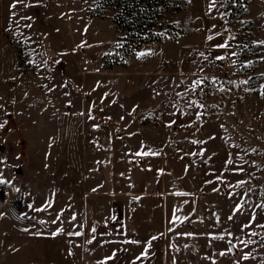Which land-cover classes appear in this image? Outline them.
Returning a JSON list of instances; mask_svg holds the SVG:
<instances>
[{
    "label": "rangeland",
    "instance_id": "rangeland-1",
    "mask_svg": "<svg viewBox=\"0 0 264 264\" xmlns=\"http://www.w3.org/2000/svg\"><path fill=\"white\" fill-rule=\"evenodd\" d=\"M84 1L87 41L72 45L68 32L52 27L55 14L6 11L0 0V188L11 196L38 191L56 198L53 225L43 219L34 228L30 214L0 221V264L89 261L70 255L69 233L79 232L85 198L99 197L104 184L120 191L132 179H166L173 191L211 198L213 208L223 199L226 213L264 220V207H257L264 205V45L258 43L264 41V0H217L212 7V0H169L154 29L160 40L140 50L125 46L111 4ZM98 9L101 14H92ZM206 22L224 27L222 38L209 42L229 45L217 49L218 56L232 57L230 75L212 54L194 67ZM229 28L237 43H229ZM179 68L190 71L181 75ZM233 80L248 83L232 90ZM212 86L227 94V106L207 97ZM145 101L150 108L137 109ZM153 115L165 121L162 127L148 122ZM195 118L203 125L193 127ZM139 156L148 171L131 163ZM260 239L264 245V227L248 239L253 256Z\"/></svg>",
    "mask_w": 264,
    "mask_h": 264
},
{
    "label": "crops",
    "instance_id": "crops-1",
    "mask_svg": "<svg viewBox=\"0 0 264 264\" xmlns=\"http://www.w3.org/2000/svg\"><path fill=\"white\" fill-rule=\"evenodd\" d=\"M2 5L6 11L8 8L19 7L33 15L44 11L53 13L57 18H54L52 27L58 28L57 31L64 30L66 34L68 32L66 40L69 39L72 45L82 40L85 44L87 41L86 31H81L82 28L87 29L86 25L83 26L88 9L84 0H2ZM205 26L206 43L197 46L195 50V69L206 56L212 54L216 57L222 51L213 46L222 40L217 39L211 45L209 41L212 39L209 37L219 36L221 39L223 25L213 27L212 23L206 22ZM82 62L80 65L86 66L85 56ZM189 71L179 68L177 73L185 75ZM164 72H158L162 82ZM82 74L87 77L91 73ZM146 93L150 96L149 90ZM149 104V101H145L136 107L148 109L151 106ZM178 106L181 107L179 103ZM159 108L156 106V109ZM135 158L131 160L134 167L146 171L150 169V166H140L143 161L134 164L132 161ZM102 188L99 197L85 198L82 218L78 222L81 235L74 234L71 237V244L77 249L75 256L79 254L83 259L89 258V261L85 259L81 264H223L231 260L230 243L236 245L241 264H264V245L261 239L255 245V256L252 255L250 245L240 243L251 239V232H263V218L256 216L253 220L247 214L226 213L223 199H217L218 207L213 208L211 198L202 194L194 196L173 191L170 189L171 183L161 178L155 182L132 179L120 191H110L105 184ZM38 194L36 191L32 196H11L0 188V221L17 220L30 214L34 228L39 229L43 219L51 221L53 225L56 220V198L50 195L41 198ZM27 205L31 208L25 209ZM100 205L104 206L103 211ZM44 206L47 208L44 209ZM65 216L71 223L70 213L66 212ZM249 224L250 227H244ZM221 236L223 239L214 238ZM2 248L1 245V251ZM222 252L225 254L221 255ZM246 254L248 259H243ZM109 257L111 259H106Z\"/></svg>",
    "mask_w": 264,
    "mask_h": 264
},
{
    "label": "trees",
    "instance_id": "trees-1",
    "mask_svg": "<svg viewBox=\"0 0 264 264\" xmlns=\"http://www.w3.org/2000/svg\"><path fill=\"white\" fill-rule=\"evenodd\" d=\"M101 4L103 7L109 4L113 6L114 20L126 35L125 46L130 42L134 47L137 40H160L154 29L169 0H102ZM244 8L241 6L239 10L242 12ZM91 12L101 14L100 9Z\"/></svg>",
    "mask_w": 264,
    "mask_h": 264
},
{
    "label": "built area",
    "instance_id": "built-area-1",
    "mask_svg": "<svg viewBox=\"0 0 264 264\" xmlns=\"http://www.w3.org/2000/svg\"><path fill=\"white\" fill-rule=\"evenodd\" d=\"M227 39L229 41V43H237L239 41L238 35L236 33V31L233 28H229L227 31ZM146 42L144 40H137L135 42L134 48H136L137 50H140L142 48L145 47ZM224 59L220 60V66L224 69L223 73L224 74H228L230 75L232 72V68H233V61H232V57L230 56H223ZM231 89L232 90H238L241 87V82L239 80H233L231 83ZM200 94H202V91H200ZM207 97H209L210 99L219 102L220 107H224L227 106V94L220 90L219 88H217L216 86H212L210 87L207 92H206ZM185 98L181 97L178 100V103L180 106H185V102H184ZM148 122L156 125L157 127H162V125H164V121L157 115H153L150 118H148ZM191 124L193 127H199L203 125V122L199 119H194L193 121H191ZM167 125V124H166ZM167 128H171L170 125H167ZM0 129L3 130L5 129V126L2 125L0 126ZM183 132L186 130H182ZM95 152L98 151L97 148L94 149ZM143 161L142 157H137L135 158L132 162L134 164L136 163H141ZM199 163L197 161L193 162V166H198ZM98 169H102V164L99 163L98 165ZM193 225V224H191ZM234 243H230L228 245L229 247V251H230V259L232 260L233 263L237 262L239 259V253L237 250L236 245L234 246ZM77 252L76 246L74 244L71 245L70 247V255L74 256Z\"/></svg>",
    "mask_w": 264,
    "mask_h": 264
},
{
    "label": "snow or ice",
    "instance_id": "snow-or-ice-1",
    "mask_svg": "<svg viewBox=\"0 0 264 264\" xmlns=\"http://www.w3.org/2000/svg\"><path fill=\"white\" fill-rule=\"evenodd\" d=\"M216 2H217V0H212V4L210 5V7L215 6ZM209 39H212V37H209ZM258 43L264 45V41H260V42H258ZM120 46H121V45H119V44L117 45V47H120ZM217 47H220V48H227V47H229V45H228L227 43H225V44L217 45ZM143 55H145V53H140V54H138V56H143ZM233 55H235V53H234ZM216 59L222 60V59H224V57H222V56H218V57H216ZM200 83H201V81H196V82H194V84H200ZM241 83L247 84L248 81H241ZM261 94L264 95V90H262ZM201 107H203V106L201 105ZM149 154H153V155H154L155 153H137V155H149ZM229 163H231V161H229ZM0 183H3V181L0 180ZM240 183H244V182L241 181ZM240 207H242V205H238L236 211H239V210H240ZM257 207H264V205H257ZM73 219H75V217H73ZM229 219H231V217H229ZM254 219H255V217H253V220H254ZM54 222H55V221H54ZM41 223H44V221H41ZM250 226H251V224H249V225H245L244 227H250ZM261 227H264V225H261ZM61 231H62V229H58L56 233H53V235H58ZM94 231H95V229L93 228V232H94ZM73 234H75V235H77V236L81 235V233H79V232H76V233H69V235H73ZM229 235H230V234H229ZM250 235L255 236L256 233H255V232H251ZM214 238L223 239L222 236H221V237H214ZM153 239H155V237H153ZM132 242L135 243L134 241H132ZM89 243H91V241H89ZM240 243H243V244H245V246H247V244L252 243V241H251V240H249V241H240ZM234 246H235V245H234ZM224 254H225V253H223V252L221 253V255H224ZM106 259H111V257L106 258ZM243 259H248V255L246 254V255L243 257Z\"/></svg>",
    "mask_w": 264,
    "mask_h": 264
}]
</instances>
